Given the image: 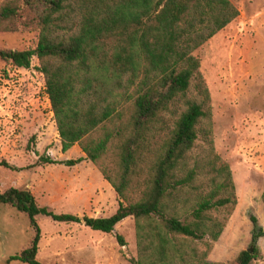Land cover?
<instances>
[{"label":"trees","instance_id":"1","mask_svg":"<svg viewBox=\"0 0 264 264\" xmlns=\"http://www.w3.org/2000/svg\"><path fill=\"white\" fill-rule=\"evenodd\" d=\"M239 14L231 0L0 4V32H38L36 48H0V58L25 68L39 59L63 151L78 144L120 198L110 216L81 217L38 205L29 189L0 190V203L25 213L35 230L9 260L43 264L42 214L106 233L132 217L135 264H221L208 257L237 194L230 164L215 149L211 94L193 52ZM57 162L43 154L37 164ZM252 222L253 252L242 251L239 264L259 254L264 228Z\"/></svg>","mask_w":264,"mask_h":264},{"label":"rangeland","instance_id":"2","mask_svg":"<svg viewBox=\"0 0 264 264\" xmlns=\"http://www.w3.org/2000/svg\"><path fill=\"white\" fill-rule=\"evenodd\" d=\"M231 1L239 16L193 52L211 94L215 149L230 164L237 194L236 208L208 257L221 264H239L242 251L253 252L252 217L264 228V0ZM37 43V31L0 32V48L34 49ZM39 66L37 57L29 68L0 58V162L17 168L0 166V190L29 189L38 205L56 213L110 216L120 198L78 144L63 151ZM43 154L58 162L37 164ZM37 222V258L43 264H135L132 217L110 233L42 214ZM34 235L25 213L0 203V264H26L9 258L30 246ZM257 245L251 264H264V236Z\"/></svg>","mask_w":264,"mask_h":264}]
</instances>
